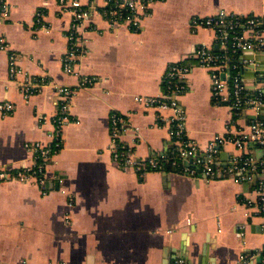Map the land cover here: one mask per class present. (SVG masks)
I'll list each match as a JSON object with an SVG mask.
<instances>
[{"label": "crops", "instance_id": "1", "mask_svg": "<svg viewBox=\"0 0 264 264\" xmlns=\"http://www.w3.org/2000/svg\"><path fill=\"white\" fill-rule=\"evenodd\" d=\"M0 1L10 13L0 14V36L24 71L43 84L25 99L9 78L8 52L0 50V101L15 105L10 114L0 111V165H30L33 152L26 143L50 142L60 103L56 85L73 87L81 77H97V83L78 88L71 98L75 120L62 131L44 184L0 182V263L235 264L247 254L259 264L264 214L256 202V182H237L224 170L243 155L263 158L264 148L251 140L242 148L221 145L211 177L200 167L196 175L184 172L193 157L166 167L165 157L175 156L179 146L167 127L172 111L147 106L135 96L160 95L168 67L183 62L190 70L180 79L184 91L178 99L187 136L199 145L195 159L205 155L215 134L248 130L259 120L251 118L257 113H236L228 100H215L210 69L195 56L202 46L219 52L228 47L216 28L193 26L192 19L215 17L220 10L264 17V0H153L138 30L112 24L100 12L104 0H81L97 8L85 25L86 52L77 74L63 70L72 16L58 0ZM40 9L44 14L38 22ZM258 67L264 69V44L254 52H232L225 72L238 71L248 95L264 96V73ZM113 112L127 122L119 140L139 159L160 158L162 170L139 173L114 161L119 142L111 135Z\"/></svg>", "mask_w": 264, "mask_h": 264}, {"label": "built area", "instance_id": "2", "mask_svg": "<svg viewBox=\"0 0 264 264\" xmlns=\"http://www.w3.org/2000/svg\"><path fill=\"white\" fill-rule=\"evenodd\" d=\"M96 3V0H91ZM105 6L100 12L112 23L125 25L133 30L141 26L142 12H146L153 0H104ZM60 9L72 16L67 38L68 48L63 54L62 65L66 73L77 74L76 66L80 57L86 52L85 25L90 21L92 13L97 5H84L81 0H58ZM0 14L4 18L9 16V6L5 1H0ZM43 11L37 12L36 20L41 22ZM193 26H209L217 29L218 37L225 46L233 53L246 50L260 49L264 44L262 33L264 31V17L256 15H238L220 10L215 17H195L192 19ZM0 50L8 52L9 78L16 82L25 99L41 90L43 84L31 76L18 63V55L11 48L5 36H0ZM195 56L200 66L210 69L212 79V92L215 100H228L236 111L252 109L259 112L264 99L262 93L248 95L242 75L236 71L227 75L225 67L228 62L226 54H217L211 49L199 47ZM189 66L183 62L171 64L164 77V91L157 96L136 95L135 99L147 106L159 109H169L172 114L166 117L169 134L178 142L179 146L174 157H165V162L177 166L182 161L194 160L186 165L184 172L196 175V167H200L206 177L213 176L218 164V154L221 145L234 143L242 148L247 140H251L264 148V124L259 120H253L250 128L246 131L240 129L237 133L215 134L205 147V155L195 159V153L199 145L187 136L186 114L181 107L178 95L184 91V85L180 79L188 73ZM97 77H81L75 86L66 84L56 85L60 95V103L57 114L54 117V130L49 134L50 142L44 144L41 141L26 143V147L33 152V163L30 165L14 167L0 165V182L17 179L21 182L33 180L39 184L46 181V166L52 155L59 149L62 143V131L64 127L75 119L71 115V98L78 88L93 86ZM15 108L11 101H0V111L10 114ZM126 120L117 112L111 115V135L114 142H119L113 151L114 161L123 167L135 168L139 173L150 170H162L164 163L160 158L139 159L133 149L119 140L120 131L125 129ZM170 160V161H169ZM227 176L237 182L256 180L257 205L259 212L264 214V157L255 158L252 155H243L235 158L225 168ZM248 204H252L249 199ZM239 235H244L240 232ZM261 261L264 264V245L260 252ZM182 262V261H181ZM1 264V263H0ZM235 264H254L252 256L242 254Z\"/></svg>", "mask_w": 264, "mask_h": 264}, {"label": "water", "instance_id": "3", "mask_svg": "<svg viewBox=\"0 0 264 264\" xmlns=\"http://www.w3.org/2000/svg\"><path fill=\"white\" fill-rule=\"evenodd\" d=\"M247 51L254 52V50H246L245 52H247ZM251 58L252 57L250 56V59ZM249 64H250L251 67H253V68L255 67V63L254 62L253 63L250 62ZM259 68H261V67H258V69ZM258 71L264 73V69H259ZM263 108H264V102H263V104H261L259 112L256 115L251 116V118H253V119H259V120H264ZM256 180H257V177L255 176L254 177V181L256 182Z\"/></svg>", "mask_w": 264, "mask_h": 264}, {"label": "trees", "instance_id": "4", "mask_svg": "<svg viewBox=\"0 0 264 264\" xmlns=\"http://www.w3.org/2000/svg\"><path fill=\"white\" fill-rule=\"evenodd\" d=\"M215 53H217V54H226V56H228V59L229 60H231V51L229 50L228 52H219V51H214ZM233 73H235V72H233ZM263 99H264V96H263ZM241 111H236V113H240ZM174 157V156H173ZM172 158V157H171ZM170 161V160H169ZM182 163H180V165H181ZM165 165H166V167H170L171 165H170V163L169 162H167L166 161V163H165ZM182 167V166H181ZM177 168H179V167H177Z\"/></svg>", "mask_w": 264, "mask_h": 264}]
</instances>
